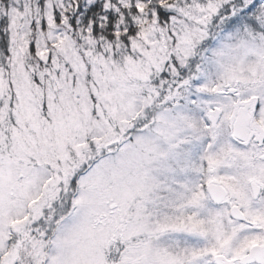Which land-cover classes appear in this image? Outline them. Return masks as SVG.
Masks as SVG:
<instances>
[{"label": "snow or ice", "instance_id": "6c2138e0", "mask_svg": "<svg viewBox=\"0 0 264 264\" xmlns=\"http://www.w3.org/2000/svg\"><path fill=\"white\" fill-rule=\"evenodd\" d=\"M0 264H264V0H0Z\"/></svg>", "mask_w": 264, "mask_h": 264}]
</instances>
